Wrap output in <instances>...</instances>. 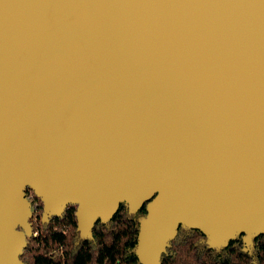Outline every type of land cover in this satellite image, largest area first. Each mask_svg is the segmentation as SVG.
I'll return each mask as SVG.
<instances>
[{
	"label": "water",
	"instance_id": "1",
	"mask_svg": "<svg viewBox=\"0 0 264 264\" xmlns=\"http://www.w3.org/2000/svg\"><path fill=\"white\" fill-rule=\"evenodd\" d=\"M76 206L92 238L145 205L135 255L179 227L264 234V0H0V264Z\"/></svg>",
	"mask_w": 264,
	"mask_h": 264
},
{
	"label": "trees",
	"instance_id": "2",
	"mask_svg": "<svg viewBox=\"0 0 264 264\" xmlns=\"http://www.w3.org/2000/svg\"><path fill=\"white\" fill-rule=\"evenodd\" d=\"M31 204L32 232L20 257L24 264H140L135 249L145 205L129 214L120 204L114 216L107 223L97 221L92 238L85 239L77 230L76 206L69 205L61 216L44 222L41 200L33 194ZM243 248L242 235L216 250L208 248L200 231L179 227L160 264H264V234L252 240L249 252Z\"/></svg>",
	"mask_w": 264,
	"mask_h": 264
},
{
	"label": "rangeland",
	"instance_id": "3",
	"mask_svg": "<svg viewBox=\"0 0 264 264\" xmlns=\"http://www.w3.org/2000/svg\"><path fill=\"white\" fill-rule=\"evenodd\" d=\"M26 196H27V191H26ZM33 196V192L32 191H30L29 192V196H27V198H28V200H29V202L31 203V197ZM33 211V206H32V204H31V212Z\"/></svg>",
	"mask_w": 264,
	"mask_h": 264
}]
</instances>
